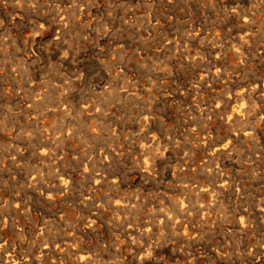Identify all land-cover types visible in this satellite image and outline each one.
I'll use <instances>...</instances> for the list:
<instances>
[{"label":"rangeland","instance_id":"rangeland-1","mask_svg":"<svg viewBox=\"0 0 264 264\" xmlns=\"http://www.w3.org/2000/svg\"><path fill=\"white\" fill-rule=\"evenodd\" d=\"M263 82L264 0H0L1 264H264Z\"/></svg>","mask_w":264,"mask_h":264},{"label":"bare ground","instance_id":"bare-ground-1","mask_svg":"<svg viewBox=\"0 0 264 264\" xmlns=\"http://www.w3.org/2000/svg\"><path fill=\"white\" fill-rule=\"evenodd\" d=\"M47 14H48V13H47ZM245 16H246V15H245ZM250 17H251V16H250ZM38 18H40V17H38ZM40 19H41V18H40ZM250 19H251V18H250ZM41 20H42V19H41ZM43 23H44V22H43ZM36 27H37V26H36ZM241 32H242V31H241ZM180 36H181V35H180ZM247 36H248V35H247ZM206 37H207V36H206ZM246 39H247V38H246ZM182 40H183V39H182ZM181 42H182V41H181ZM184 45H185V44H184ZM247 45H248V44H247ZM188 54H189V53H188ZM207 55H208V54H207ZM64 59H65V58H64ZM108 63H109V62H108ZM109 64H110V63H109ZM106 66H107V65H106ZM71 67H72V66H71ZM220 67H221V66H220ZM192 72H194V71H192ZM219 73H220V72H219ZM225 73H226V72H225ZM230 79H231V78H230ZM196 80H197V79H196ZM198 81H199V80H198ZM245 81H246V78H245ZM236 83H237V82H236ZM254 83H255V82H254ZM263 83H264V82H263ZM230 84H231V83H230ZM255 84H256V83H255ZM255 84H253L251 87H254ZM208 85H209V84H208ZM228 85H229V84H228ZM238 85H239V84H238ZM195 86H196V85H195ZM258 86H259V85H258ZM258 86H257V87H258ZM238 87H239V86H238ZM198 88H199V87H198ZM209 88H210V87H209ZM227 88H228V87H227ZM227 88H226V91H228ZM235 88H237V87H235ZM113 89H114V88H113ZM201 89H202V88H201ZM231 89H232V88H231ZM239 89H241V88H239ZM242 89H243V88H242ZM254 89H255V88H254ZM258 89H259V88H258ZM224 90H225V87H224ZM229 91H230V90H229ZM232 91H233V90H232ZM246 91H247V90H246ZM244 92H245V91H244ZM247 92H248V91H247ZM252 92H253V91H252ZM237 93H238V92H237ZM245 93H246V92H245ZM114 95H115V94H114ZM234 95H235V93H234ZM234 95H233V96H234ZM240 95H241V94H240ZM248 95H250V94L248 93ZM248 95H247V99H248V97H249ZM244 96L246 97V95H244ZM226 97H227V96H226ZM231 97H232V96H231ZM236 97H237V96H236ZM238 97H239V96H238ZM242 97H243V96H242ZM228 98H229V97H228ZM239 98H240V97H239ZM230 99H231V98H230ZM233 99H234V98H233ZM236 100H237V99H236ZM241 100H242V99H241ZM218 103H219V102H218ZM229 103H230V102H229ZM222 104H223V103H222ZM236 104H237V103H236ZM248 104H249V103H248ZM216 105H217V104H216ZM219 105H220V104H219ZM234 105H235V104H234ZM223 106H224V104H223ZM243 106H244V105H243ZM257 106H258V105H257ZM207 107H208V106H207ZM226 107H227V105H226ZM241 107H242V106H241ZM251 107H252V106H251ZM64 108H65V107H64ZM215 108H216V107H215ZM221 108H222V107H221ZM227 108H228V107H227ZM231 108H233V107H231ZM248 109H249V108H248ZM240 110H241V109H240ZM249 110H250V109H249ZM229 111H230V110H229ZM243 111H244V110H243ZM231 112H232V111H231ZM238 112H239V111H238ZM245 112H246V111H245ZM247 112H248V111H247ZM232 113H233V112H232ZM223 114H224V113H223ZM239 114H240V112H239ZM246 114H247V113H246ZM57 116H58V115H57ZM231 116H232V115H231ZM235 116H236V115H235ZM239 116H240V115H239ZM247 116H248V115H247ZM249 116H250V115H249ZM223 117H224V116H223ZM243 117H244V114H243ZM153 118H154V117H153ZM230 118H231V117H230ZM237 118H238V117L236 116V119H237ZM143 119H144V118H143ZM234 119H235V118H234ZM251 120H252V119H251ZM230 121H231V120H230ZM235 121H236V120H235ZM235 121H234V122H235ZM248 122L251 123L252 121L250 122L249 119H248ZM248 122H247V123H248ZM78 123H79V122H78ZM89 124H90V123H89ZM152 124H153V123H152ZM230 124H231V123H230ZM245 124H246V122L244 123V125H245ZM63 125H64V124H63ZM63 125H62V126H63ZM245 128H247V126H246ZM250 128H251V127H250ZM247 129H248V128H247ZM241 130H243V129H241ZM251 130H253V129H251ZM78 131H79V130H78ZM82 131H83V130H82ZM245 131H246V130H245ZM248 131H249V130H248ZM145 132H146V131H145ZM250 133H251V132H250ZM250 133H249V134H250ZM153 134H154V133H153ZM113 135H114V134H113ZM239 135H240V134H239ZM150 136H151V135H150ZM191 136H192V135H191ZM242 136H243V134H242ZM245 136H246V135H245ZM248 136H249V135H247V137H248ZM251 136H252V135H251ZM167 137H168V136H167ZM243 137H244V136H243ZM153 138H154V137H153ZM238 138H239V137H238ZM245 138H246V137H245ZM250 138H251V137H250ZM256 138H257V137H256ZM83 139H84V138H83ZM107 139H108V138H107ZM148 139H149V138H148ZM151 139H152V137H150V140H151ZM150 140H149V141H150ZM181 141H182V140H181ZM255 141H256V140H255ZM263 141H264V140H263ZM40 143H41V142H40ZM228 143H229V142H228ZM201 144H202V143H201ZM145 145H146V144H145ZM222 145H223V144H222ZM261 145H262V144H261ZM168 146H169V145H168ZM224 146H225V144H224ZM224 146H223V147H224ZM214 148H215V146H214ZM216 148H217V147H216ZM254 148H255V147H254ZM253 150H254V149H253ZM95 151H96V150H95ZM110 152H111V151H110ZM73 153H74V152H73ZM55 154H56V153H55ZM106 154H108V153H106ZM112 155H113V154H112ZM183 155H184V154H183ZM258 155H259V154H258ZM227 157H228V156H227ZM238 159H240V158H238ZM75 160H76V159H75ZM107 160H108V159H107ZM145 160H146V159H145ZM143 161H144V160H143ZM151 163H152V162H151ZM221 163H223V162H221ZM104 164H105V162H104ZM104 164H103V165H104ZM191 164H192V163H191ZM229 164H230V163H229ZM112 165H113V164H112ZM112 165H111V166H112ZM80 166H81V165H80ZM95 166H96V165H95ZM205 166H206V165H205ZM96 167H98V166H96ZM84 168H85V167H84ZM100 168H101V167H100ZM78 169H79V168H78ZM96 169H97V168H96ZM103 169H104V168H103ZM210 171H211V170H210ZM89 172H91V171H89ZM64 173H65V172H64ZM64 173H63V174H64ZM100 173H101V172H100ZM102 173H103V172H102ZM162 173H163V172H162ZM202 173H203V171H202ZM211 173H212V172H211ZM60 174H61V173H60ZM97 174H98V173H97ZM104 174H105V173H104ZM100 175H101V174H100ZM100 175H98V176H100ZM195 175H196V174H195ZM81 176H82V175H81ZM168 176H169V175H168ZM188 176H189V175H188ZM207 176H208V175H207ZM113 177H114V176H113ZM164 177H165V176H164ZM190 177H191V176H190ZM66 178H67V177H66ZM69 178H70V177H69ZM87 178H88V177H87ZM96 178H97V177H96ZM103 178H104V177H103ZM221 178H222V177H221ZM223 178H226V177H224V175H223ZM223 178H222V179H223ZM100 179H101V178H100ZM217 179H218V178H217ZM60 180H61V179H60ZM65 180H66V179H65ZM87 180H88V179H87ZM94 180H95V179H94ZM111 180H113V179H111ZM111 180H110V181H111ZM208 180H209V179H208ZM228 180H229V179H228ZM98 181H99V180H98ZM155 181H156V180H155ZM197 181H198V180H197ZM93 182H94V181H93ZM102 182H104V181L102 180ZM115 182H116V181H115ZM226 182H227V181H226ZM226 182H225V183H226ZM228 182H229V181H228ZM57 183H58V182H57ZM85 183L87 184L88 181L85 182ZM85 183H84V184H85ZM95 183H96V181H95ZM95 183H94V184H95ZM98 184H99V182H98ZM112 184H113V181H112ZM160 184H161V183H160ZM59 185H61V184H59ZM59 185H58V186H59ZM65 185H66V184H65ZM65 185H63V186H65ZM88 185H89V184H88ZM102 185H103V184H102ZM106 185H107V184H106ZM208 185H209V184H208ZM208 185H207V186H208ZM218 185H219V184H218ZM107 186H108V185H107ZM220 186H221V185H220ZM223 186H224V184H223ZM104 187H105V186H104ZM108 187H109V186H108ZM58 188H59V187H58ZM60 188H61V187H60ZM93 188H94V187H93ZM110 188H111V187H110ZM220 188H221V187H220ZM98 189H99V188H98ZM112 189H113V186H112ZM207 189H208V188H207ZM210 189H211V188H210ZM48 190H49V189H48ZM64 190H66V189H64ZM94 190H95V189H94ZM100 190H101V189H100ZM52 191H53V190H52ZM49 192H50V191H49ZM105 192H106V191H105ZM105 192H104V193H105ZM50 193H51V192H50ZM209 193H210V192H209ZM46 194H47V193H46ZM107 194H108V197H109V196H110V195H109L110 193H107ZM133 194H134V193H133ZM47 195H49V194H47ZM65 195H66V194H65ZM195 195H196V194H195ZM217 195H218V194H217ZM67 196H68V195H67ZM95 196H96V195H95ZM114 196H115V194H114ZM196 196H197V195H196ZM211 196H212V195H211ZM11 197H12V196H11ZM111 197H113V196H111ZM111 197H109V198H111ZM89 198H90V197H89ZM91 198H92V197H91ZM180 198H181V197H180ZM189 198H190V196H189ZM194 198H195V197H194ZM196 198H197V197H196ZM84 199H85V198H84ZM99 199H100V198H99ZM192 199H193V198L191 197V200H192ZM211 199H212V198H211ZM85 200H86V199H85ZM96 200H97V199H96ZM103 200H104V197H103V199H102L101 201L103 202ZM115 200H116V199H115ZM173 200H174V199H173ZM180 200H181V199H180ZM182 200H183V197H182ZM182 200H181V201H182ZM189 200H190V199H189ZM88 201H89V200H88ZM93 201H94V200H93ZM98 201H99V200H98ZM101 201H99V203H100ZM117 201H118V199H117ZM119 201H120V200H119ZM199 201H200V199H199ZM215 201H216V200H215ZM91 202H92V201H91ZM121 202H122V201H121ZM172 202H173V201H172ZM183 202H184V200H183ZM107 203H108V201H107ZM113 203H114V202H113ZM194 203H195V202H194ZM207 203H208V202H207ZM82 204H83V203H82ZM97 204H98V203H97ZM97 204H96V205H97ZM116 204H117V203H116ZM169 204H170V203H169ZM171 204H172V203H171ZM173 204H174V203H173ZM191 204H192V203H191ZM258 204H259V203H258ZM89 205H90V204H89ZM108 205H109V204H108ZM156 205H157V203H156ZM176 205H177V204H176ZM199 205H200V204H199ZM86 206H87V205H86ZM97 206H98V205H97ZM134 206H135V205H134ZM168 206H169V205H168ZM181 206H183V205H181ZM89 207H90V206H89ZM91 207H92V205H91ZM108 207H109V206H108ZM118 207H119V206H118ZM123 207H124V206H123ZM169 207H170V206H169ZM80 208H81V207H80ZM167 208H168V207H167ZM172 208H173V205H172ZM205 208H206V207H205ZM262 208H263V207H262ZM206 209H207V208H206ZM208 209H209V208H208ZM208 209H207V210H208ZM80 210H81V209H80ZM92 210H93V209H92ZM121 210H122V208H121ZM158 210H159V209H158ZM169 210H170V209H169ZM171 210H172V209H171ZM177 210H179V209H177ZM180 210H181V209H180ZM182 210H183V209H182ZM190 210H191V209H190ZM83 211H84V210H83ZM149 211H150V210H149ZM159 211H160V210H159ZM162 211H163V210H162ZM172 211H173V210H172ZM252 211H253V210H252ZM263 211H264V210H263ZM0 212H1V211H0ZM85 212H86V211H85ZM85 212H84V213H85ZM93 212H94V211H93ZM177 212L179 213V211H177ZM177 212H176V213H177ZM90 213H91V212H90ZM148 213H150V212H148ZM155 213H157V212H155ZM161 213H162V212H161ZM163 213H164V212H163ZM172 213H173V212H172ZM248 213H249V212H248ZM91 214H92V213H91ZM96 214H97V213H96ZM169 214H170V213H169ZM258 214H259V213H258ZM260 214H261V213H260ZM0 215H1V213H0ZM7 215H8V214H7ZM152 215H153V214H152ZM155 215H156V214H155ZM173 215H174V214H173ZM176 215H177V214H176ZM84 216H85V214H84ZM89 216H90V215H89ZM91 216H92V215H91ZM259 216H260V215H259ZM8 217H9V216H8ZM86 217H87V215H86ZM98 217H100V215H99ZM120 217H121V216H120ZM238 217H239V216H238ZM241 217H242V216H241ZM125 218H127V217H125ZM128 218H129V216H128ZM134 218H135V217H134ZM151 218H152V217H151ZM151 218H150V219H151ZM156 218H157V217H155V219H156ZM86 219L89 220L88 218H86ZM163 219L166 220L165 218H163ZM41 220H42V219H41ZM87 220H86V222H87ZM123 220H124V219H123ZM127 220H128V219H127ZM127 220H126V221H127ZM156 220H157V219H156ZM171 220H172V219H171ZM4 221H5V220H4ZM169 221H170V220H169ZM243 221H244V220H243ZM11 222H12V221H11ZM147 222H148V221H147ZM160 222H161V221H160ZM246 222H247V221H246ZM91 223H92V222H91ZM107 223H108V222H107ZM150 223H151V221H150ZM87 224H88V223H87ZM94 224H95V223H94ZM112 224H113V223H112ZM113 225H114V224H113ZM146 225H147V224H146ZM159 225H160V224H159ZM69 226H70V225H69ZM74 226H75V225H74ZM74 226H73V227H74ZM87 226H88V225H87ZM103 226L105 227V225H103ZM131 226H132V225H131ZM241 226H242V225H241ZM107 227H108V226H107ZM113 227H114V226H113ZM243 227H244V226H243ZM69 228H70V227H69ZM74 228H76V227H74ZM74 228H73V229H74ZM94 228H95V227H93V229H94ZM117 228H118V227H117ZM128 228H129V227H128ZM147 228H148V227H147ZM200 228H201V227H200ZM42 229H43V228H42ZM112 229H115V227L112 228ZM145 229H146V228H145ZM145 229H144V230H145ZM164 229H165V228H164ZM76 230H77V228H76ZM118 230H119V229L116 230V231H117V232H116L117 234H118ZM154 230H155V229H154ZM169 230H170V229H169ZM21 231H22V230H21ZM42 231H43V230H42ZM77 231H78V230H77ZM124 231H125V230H124ZM124 231H123V232H124ZM170 231H171V230H170ZM184 231H185V230H184ZM191 231H193V230L191 229ZM74 232H76V231H74ZM106 232H107V231H106ZM112 232H113V231H112ZM129 232H130V231H129ZM86 233H87V232H86ZM108 233H109V232H108ZM131 233H132V232H131ZM191 233H192V232H191ZM69 234H70V233H69ZM80 234H81V233H80ZM129 234H130V233H129ZM142 234H143V233H142ZM177 234H178V233H177ZM180 234H181V233H180ZM180 234H178V235H180ZM18 235H19V234H18ZM61 235H62V234H61ZM125 235H127V233H126ZM183 235H184V234H183ZM183 235H181V236H183ZM54 236H55V235H54ZM54 236H53V237H54ZM57 236H58V235H57ZM57 236H56V237H57ZM64 236H66V235H64ZM127 236H128V235H127ZM56 237H55V238H56ZM72 237H73V236H72ZM72 237H71V238H72ZM96 237H97V235H96ZM98 237H99V236H98ZM122 237H124V236L122 235ZM178 237H179V236H178ZM192 237H193V236H192ZM18 238H19V237H18ZM58 238H59V237H58ZM66 238H67V237H66ZM187 238H188V237H186V239H187ZM201 238H203V237H201ZM51 239H53V238H51ZM51 239H50V240H51ZM78 239H79V238H78ZM181 239H182V238H181ZM56 240H57V239H56ZM68 240H69V239H68ZM112 240H113V238H112ZM179 240H180V239H179ZM192 240H193V239H192ZM1 241H2V240H1ZM1 241H0V242H1ZM54 241H55V240H54ZM62 241H65V240H62ZM94 241H95V240H94ZM128 241H129V240H128ZM194 241H195V240H194ZM5 242H6V241H5ZM45 242H46V241H45ZM58 242H59V240H58ZM60 242H61V239H60ZM60 242H59V243H60ZM95 242H96V241H95ZM114 242H115V241H114ZM114 242L112 241V244H113ZM190 242H191V241H190ZM244 242H245V241H244ZM52 243H53V242H52ZM52 243H51V244H52ZM59 243H58L57 245H59ZM64 243H65V242H64ZM64 243H62V244H64ZM67 243H68V242H67ZM67 243H66V244H67ZM70 243H71V241H70ZM70 243H69V244H70ZM97 243H98V242H97ZM110 243H111V242H110ZM115 243H116V242H115ZM129 243H130V242H129ZM187 243H188V242H187ZM205 243H206V242H205ZM205 243H204V244H205ZM19 244H20V243H19ZM45 244H46V243H45ZM47 244H48V243H47ZM62 244H61V245H62ZM130 244H131V243H130ZM185 244H186V242H185ZM199 244H200V243H199ZM75 245H76V244H75ZM77 245H78V243H77ZM93 245H94V244H93ZM96 245H97V244H96ZM98 245H99V244H98ZM107 245H108V244H107ZM183 245H184V244H183ZM262 245H263V244H262ZM0 246H2V245H0ZM5 246H6V245H5ZM48 246H49V245H48ZM52 246H54V245L52 244L51 247H52ZM66 246H67V245H66ZM132 246H133V245H132ZM132 246H131V247H132ZM181 246H182V245H181ZM186 246H187V245H186ZM76 247L78 248V246H76ZM107 247H108V246H107ZM111 247H112V245H111ZM120 247H121V246H120ZM203 247H204V246H203ZM43 248H44V247H43ZM43 248H42V249H43ZM48 248H49V247H48ZM62 248H63V246H62ZM84 248H85V247H84ZM88 248H89V247H88ZM117 248H118V247H117ZM162 248H163V246H162ZM199 248H200V247H199ZM0 249H1V251H2V248H0ZM6 249H8V248H6ZM50 249H51V248H49L48 250H50ZM65 249H66V248H64V250H62V254L64 253L63 251H65ZM85 249H86V248H85ZM102 249H103V248H102ZM102 249H101V250H102ZM131 249H132V248H131ZM171 249L173 250V248H171ZM201 249H202V248H201ZM43 250H45V249H43ZM48 250H46V251H48ZM52 250H53V249H52ZM54 250H55V249H54ZM67 250H68V249H67ZM86 250H87V249H86ZM109 250H110V249H109ZM136 250H137V249H136ZM163 250H164V248H163ZM163 250H162V251H163ZM9 251H10V250H9ZM30 251H31V250H30ZM110 251H111V250H110ZM128 251H129V250H128ZM173 251H174V250H173ZM28 252H29V251H28ZM50 252H51V251H50ZM56 252H57V251H56ZM65 252H66V251H65ZM85 252H86V251H85ZM108 252H109V251H108ZM114 252H116V251H114ZM114 252H113V253H114ZM208 252H209V251H208ZM230 252H231V251H230ZM0 253H2V252H0ZM4 253H5V252H4ZM10 253H11V252H10ZM17 253H18V252H17ZM82 253H83V252H82ZM113 253H112V254H113ZM135 253H136V251H135ZM150 253H151V252H150ZM5 254H6V253H5ZM7 254H8V253H7ZM11 254H12V253H11ZM60 254H61V253H60ZM67 254H68V253H67ZM67 254H66V255H67ZM70 254H72V252H71ZM93 254H94V253H93ZM96 254H97V253H96ZM107 254H109V253H107ZM110 254H111V252H110ZM119 254H120V253H119ZM132 254H133V253H132ZM148 254H149V253H148ZM253 254H254V253H253ZM0 255H1V254H0ZM17 255H18V254H17ZM29 255H30V254H28V257H29ZM41 255H42V254H41ZM41 255H40V256H41ZM44 255H46V254H44ZM80 255H81V256H79V257H80V260L82 261V263H83V262H87V261H91V260H92V254H90L89 252H86V253H84V254H80ZM113 255H114V254H113ZM135 255H136V254H135ZM137 255H139V254H137ZM143 255H144V254H143ZM143 255H142V256H143ZM149 255H150V254H149ZM7 256H8V255H7ZM11 256H12V255H11ZM30 256H31V255H30ZM32 256H33V255H32ZM32 256H31V257H32ZM36 256H38V255H36ZM51 256H52V255H51ZM62 256H63V255H62ZM96 256H97V255H96ZM100 256H101V255H100ZM116 256L118 257V254H117ZM132 256H134V255H132ZM147 256H148V255H147ZM263 256H264V255H263ZM20 257H21V256H20ZM60 257H61V256H60ZM63 257H64V256H63ZM111 257H112V256H111ZM111 257L109 256V258H111ZM113 257H114V256H113ZM130 257H131V256H130ZM2 258H3V257H1V259H2ZM16 258H17V257H16ZM36 258H37V257H36ZM71 258H72V257H71ZM94 258H95V257H94ZM138 258H139V257H138ZM153 258H154V257H153ZM260 258H261V257H260ZM7 259H8V258H7ZM7 259H6V260H7ZM9 259H11V257H10ZM30 259H31V258H30ZM38 259H39V258H38ZM68 259H69V258H68ZM75 259H76V258H75ZM97 259H98V258H97ZM100 259H101V258H100ZM127 259H128V258H127ZM129 259H130V258H129ZM132 259H133V258H132ZM140 259H141V258H140ZM143 259H144V258H143ZM145 259L147 260V258H145ZM18 260H19V259H18ZM24 260H25V259H24ZM34 260H35V259H34ZM64 260H65V259H64ZM101 260H102V259H101ZM101 260L99 261L100 263H101ZM124 260H125V259H124ZM146 260H145V261H146ZM153 260H154V259H153ZM13 261H14V260H13ZM19 261H20V260H19ZM28 261H29V260H28ZM30 261H31V260H30ZM52 261H53V260H52ZM94 261H95V260H94ZM112 261H113V260H112ZM114 261H115V260H114ZM136 261H137V260H136ZM143 261H144V260H143ZM143 261H142V262H143ZM262 261H263V260H262ZM6 262H7V261H6ZM15 262H16V261H15ZM21 262H22V261H21ZM9 263H10V262H9V260H8V264H9ZM13 263H14V262H13ZM19 263H20V262H19ZM75 263H76V262H75ZM118 263H119V262H118ZM138 263H139V262H138ZM143 263H144V262H143ZM0 264H1V262H0ZM5 264H6V263H5ZM35 264H36V263H35ZM37 264H38V263H37ZM67 264H68V263H67ZM77 264H78V263H77ZM92 264H93V263H92ZM103 264H104V263H103ZM105 264H106V263H105ZM107 264H109V263H107ZM114 264H116V263H114ZM156 264H157V263H156ZM237 264H238V263H237ZM256 264H258V263H256Z\"/></svg>","mask_w":264,"mask_h":264}]
</instances>
